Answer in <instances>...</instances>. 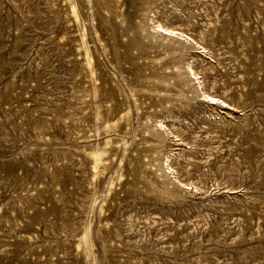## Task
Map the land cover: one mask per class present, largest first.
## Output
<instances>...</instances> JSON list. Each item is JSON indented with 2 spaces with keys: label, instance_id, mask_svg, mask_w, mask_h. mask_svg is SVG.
<instances>
[{
  "label": "rangeland",
  "instance_id": "obj_1",
  "mask_svg": "<svg viewBox=\"0 0 264 264\" xmlns=\"http://www.w3.org/2000/svg\"><path fill=\"white\" fill-rule=\"evenodd\" d=\"M0 264H264V0H0Z\"/></svg>",
  "mask_w": 264,
  "mask_h": 264
},
{
  "label": "bare ground",
  "instance_id": "obj_2",
  "mask_svg": "<svg viewBox=\"0 0 264 264\" xmlns=\"http://www.w3.org/2000/svg\"><path fill=\"white\" fill-rule=\"evenodd\" d=\"M119 1V0H118ZM114 2V1H113ZM112 2V3H113ZM116 2V1H115ZM93 3V2H92ZM118 3V2H117ZM114 4V3H113ZM116 4V3H115ZM114 4V5H115ZM114 5H113V8H114V11H115V7H114ZM117 5H119V4H117ZM107 6V5H106ZM75 7V6H74ZM117 7V6H116ZM94 8V7H93ZM119 8V7H118ZM118 8H116V9H118ZM120 9V8H119ZM118 9V10H119ZM124 10V9H123ZM94 11H95V8H94ZM107 13V12H106ZM117 14V13H116ZM119 17H120V15H119ZM123 18H124V16H122ZM119 20H120V18H118ZM157 20V19H156ZM105 21V20H104ZM156 23H158V27L161 29V31L162 32H165L166 31V34L169 32V33H171V32H174L173 31V29H171V28H169V27H166V26H164L162 23H159L158 21L156 22ZM104 24V23H103ZM105 24H108L107 23V21H106V23ZM105 24H104V27H105ZM123 24V23H122ZM157 25V24H156ZM124 26V25H123ZM151 27H153L152 25H151ZM150 27V28H151ZM158 27H157V29H158ZM106 28V27H105ZM107 29V28H106ZM152 29V28H151ZM153 29H155V28H153ZM108 30V29H107ZM120 30H123V28L122 29H120ZM158 31H159V29H158ZM109 32V31H108ZM107 32V33H108ZM112 32H113V29H112ZM161 32V33H162ZM168 35V34H167ZM109 36V35H108ZM113 37H114V35H113ZM110 38V37H109ZM115 38V37H114ZM117 38V37H116ZM113 39V38H112ZM112 39H110V41L112 40ZM105 41H106V39H105ZM113 43H114V41H113ZM112 43V44H113ZM115 44H116V42H115ZM117 45V44H116ZM80 46V45H79ZM114 47V46H113ZM118 50V49H117ZM114 51H115V48H114ZM119 51V50H118ZM115 56H117V55H115ZM114 56V57H115ZM91 58H92V56H91ZM99 58V57H98ZM117 58V57H116ZM100 60V59H99ZM118 62V61H117ZM116 62V63H117ZM133 65V64H132ZM118 67V66H117ZM187 67H189V65L187 66ZM191 68V67H190ZM194 68V67H193ZM193 68H192V70H193ZM189 69V68H188ZM190 70V69H189ZM99 71V70H98ZM194 71V70H193ZM100 72V71H99ZM99 72H98V74H99ZM123 72V71H122ZM195 73V72H194ZM193 73V74H194ZM125 75H126V73H124ZM130 76V75H129ZM197 76V75H196ZM107 79V78H106ZM203 95H205V98L207 99V100H209V101H211L212 103H221V102H223V104L224 105H227L226 104V102H225V100L224 99H221L220 97H218V96H216V95H214V94H210V93H204ZM111 99V98H110ZM124 109V108H123ZM166 158H169V157H167L166 156ZM170 163V162H169Z\"/></svg>",
  "mask_w": 264,
  "mask_h": 264
}]
</instances>
